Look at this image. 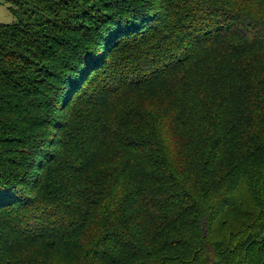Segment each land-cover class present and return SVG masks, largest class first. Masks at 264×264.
I'll return each instance as SVG.
<instances>
[{"label": "trees", "instance_id": "trees-1", "mask_svg": "<svg viewBox=\"0 0 264 264\" xmlns=\"http://www.w3.org/2000/svg\"><path fill=\"white\" fill-rule=\"evenodd\" d=\"M6 1L0 264H264V0Z\"/></svg>", "mask_w": 264, "mask_h": 264}, {"label": "rangeland", "instance_id": "rangeland-1", "mask_svg": "<svg viewBox=\"0 0 264 264\" xmlns=\"http://www.w3.org/2000/svg\"><path fill=\"white\" fill-rule=\"evenodd\" d=\"M18 19L17 14L10 8V3L0 0V23H12ZM39 249L36 251L38 253Z\"/></svg>", "mask_w": 264, "mask_h": 264}]
</instances>
